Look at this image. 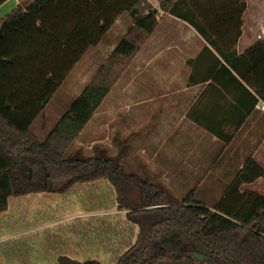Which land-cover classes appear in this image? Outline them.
<instances>
[{
    "label": "rangeland",
    "instance_id": "rangeland-1",
    "mask_svg": "<svg viewBox=\"0 0 264 264\" xmlns=\"http://www.w3.org/2000/svg\"><path fill=\"white\" fill-rule=\"evenodd\" d=\"M56 1L54 7H63L67 0ZM75 1L82 11L97 9L93 0ZM130 1H104V8L95 11L101 18L93 32L87 27L92 24L90 16L89 20L80 16V10L74 17H83L81 23L69 34L63 21L54 22L50 35L43 38L19 27L30 19L36 25L33 15L46 13L52 6L5 24L0 29V112L7 122L30 129L43 139L72 100L111 61L112 50L131 24L124 12ZM149 2L158 7L156 0ZM96 3L101 5V0ZM15 6L8 2L0 9V16ZM165 17L168 14L159 12L158 31L174 30L176 21H162ZM65 20L67 25L72 23L70 17ZM144 43L128 61L113 64L115 78L109 93L65 157L79 152L83 158L95 150L103 151L125 175L154 181L167 197L178 200L197 183L196 199L211 205L245 157L241 159L234 152L236 144L225 150L222 143L216 146L209 140L199 145L181 136L174 140L168 125L177 122V127H186L179 119L187 106L185 100L181 106L176 100L170 102V89L176 96L183 82L179 78L174 87L157 83L156 75L160 80L162 71L153 54L144 51ZM166 74L169 76V70ZM181 91L184 96L185 91ZM175 159L178 166L173 165ZM124 215L115 189L104 178L77 184L66 193L40 192L12 198L0 213V264H58V254L112 264L137 233V227ZM156 264L196 263L183 259Z\"/></svg>",
    "mask_w": 264,
    "mask_h": 264
},
{
    "label": "trees",
    "instance_id": "trees-1",
    "mask_svg": "<svg viewBox=\"0 0 264 264\" xmlns=\"http://www.w3.org/2000/svg\"><path fill=\"white\" fill-rule=\"evenodd\" d=\"M5 1L0 0V5ZM53 1L56 0L17 4L0 18V29ZM96 1L93 0L99 13L105 0H101V5ZM156 1L158 7L149 0H132L125 6L131 24L112 50L111 61L72 100L43 139L30 129L11 125L0 112V213L12 198L40 192L66 193L77 184L104 178L115 189L118 207L125 210V218L137 227L134 241L125 244L112 264H156L160 260L183 259L196 264H264V195L241 189L243 184L264 179L263 168L251 156L245 157L211 205L196 199L197 183L178 200L167 197L163 187L154 181L125 175L103 151L95 150L92 156L83 158L78 156L79 152L78 157H65L70 144L109 93L115 78L113 64L132 58L156 29L159 12L192 26L215 51L203 47L197 59L200 63V57L209 55L207 74L199 79L191 75L188 83L210 80L234 92V102L225 109L224 116L193 119L215 136L223 148L233 141L257 102L264 100V38L242 53L236 50L247 7L244 0ZM81 12L88 20L89 16L92 20L97 17L89 11ZM21 24L19 27H26L28 33L41 36L29 28L32 22L28 26ZM209 107L214 114L221 111L213 105ZM56 261L107 264L96 258L79 260L63 254H58Z\"/></svg>",
    "mask_w": 264,
    "mask_h": 264
},
{
    "label": "crops",
    "instance_id": "crops-1",
    "mask_svg": "<svg viewBox=\"0 0 264 264\" xmlns=\"http://www.w3.org/2000/svg\"><path fill=\"white\" fill-rule=\"evenodd\" d=\"M11 1H13V5H17L27 0H6L0 5V9ZM244 1L247 3V7L242 15L243 24L241 27V36L236 45L237 53L244 52L256 42L264 38V0ZM55 3H57V1H53L42 7L52 6L48 7V12L50 14L49 17L48 12L41 13L39 16L33 15V19L37 24H31L29 26L31 31L41 33L43 36H48L51 33L52 24H54V22L57 23V21L58 23L59 21H63L66 24V33L69 34L75 29V25L81 23V17L79 19L74 17L78 10H80L79 15L81 16L82 14V10L79 7V1H73V4L72 2L67 3L65 1L63 7L57 5L54 7L53 4ZM75 9H77V11ZM35 11L37 10L32 11V13ZM84 11H89L90 15L94 16L96 10L94 11V9L90 8ZM107 12H110L109 8L107 9ZM1 17L3 16H0V18ZM67 17H70L72 21V23H69L68 25L65 20ZM100 18V16H97L94 20L91 19L92 24L87 25L89 30L91 28V32L97 30ZM97 19L98 21L96 23ZM172 20L176 21L174 30L164 29L163 31H158V26L144 43V51L146 50L148 53L151 52L153 54V61H155V63L157 62L156 64H159L157 68L162 71L160 74V80L159 76L156 75L157 83L158 81L161 85L168 83L170 87H174L176 84L178 85L180 83L179 78H181V82H183V88L176 91V96L174 94V89H170L169 100L170 102L176 100L179 106H181V103H183L184 100L186 101L187 107L179 119L180 121L183 120L186 127H177V122L173 124L171 123L168 125L172 128L170 134H172L171 136L174 137V140L181 136L183 139L190 140V142L195 143L196 145L204 143L206 140L212 141L216 146L220 145L221 142L215 136L195 123L193 119L196 118L202 121L205 117H208L207 115H214L216 117L224 116L225 111L230 108L231 104L234 102V92L230 91L229 87L228 90H226L217 82H210V80L197 83L192 82L191 84L188 83L191 75H194V78L199 79V77L207 74L205 68L206 63L210 59L209 55L200 57V63H198L197 59L203 47L207 46L214 53L215 51L201 37V35L186 22L170 15L162 19V21L175 22ZM31 22V19L30 21L26 20V22L24 21L21 25L28 26ZM160 23L161 21L159 22V25ZM65 24H63L64 27ZM39 47L42 48L44 46L41 45ZM45 50L46 48L44 47L43 52H45ZM167 70H169V76L166 74ZM167 78H169L168 82H166L168 80ZM181 90L185 91L184 96ZM185 97L186 99H184ZM211 105H213L216 110L221 111H218L219 113L216 114L212 113L209 107ZM220 106H222V108H220ZM231 144H236L234 152L236 151L241 156V159L249 155L264 170V110L255 109L251 112L246 121L239 128L233 141L228 146ZM228 146L224 147V149L226 150ZM173 147L174 149H177V146ZM219 156L221 155L218 154L217 157ZM173 165L178 166L177 159L173 160ZM241 189L255 191L264 195V179L257 178L251 183L243 184Z\"/></svg>",
    "mask_w": 264,
    "mask_h": 264
},
{
    "label": "built area",
    "instance_id": "built-area-1",
    "mask_svg": "<svg viewBox=\"0 0 264 264\" xmlns=\"http://www.w3.org/2000/svg\"><path fill=\"white\" fill-rule=\"evenodd\" d=\"M255 108L258 110H264V100L260 99L255 105Z\"/></svg>",
    "mask_w": 264,
    "mask_h": 264
},
{
    "label": "water",
    "instance_id": "water-1",
    "mask_svg": "<svg viewBox=\"0 0 264 264\" xmlns=\"http://www.w3.org/2000/svg\"><path fill=\"white\" fill-rule=\"evenodd\" d=\"M1 35H2V33H1V31H0V37H1Z\"/></svg>",
    "mask_w": 264,
    "mask_h": 264
}]
</instances>
